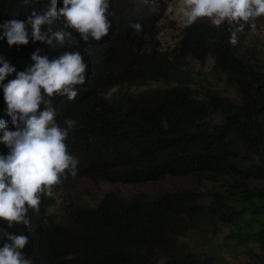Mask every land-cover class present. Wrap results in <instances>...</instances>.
Returning <instances> with one entry per match:
<instances>
[{
	"label": "trees",
	"instance_id": "trees-1",
	"mask_svg": "<svg viewBox=\"0 0 264 264\" xmlns=\"http://www.w3.org/2000/svg\"><path fill=\"white\" fill-rule=\"evenodd\" d=\"M172 2L157 0L159 12L152 13V0H110L112 28L99 42L85 43L73 32L65 44L51 47L33 42L30 27L27 46L0 39V59L18 72L33 63L37 49L50 58L79 51L88 65L74 100L53 99L61 127L76 121L66 143L78 158L77 175L62 179L51 196L41 195L39 211L29 209L28 225L10 228L0 221V246L10 233L26 235L24 254L33 264H219L179 240L226 229V238L253 264H264V51L242 52L229 43L227 23L217 28L201 19L185 25L174 49L163 50L158 24ZM48 7L50 0H0V37L8 21L26 22L33 10ZM133 23L142 30L130 28ZM51 27L63 30L60 22ZM208 60L238 101L195 83L190 63ZM6 110L0 87V120L15 131ZM8 151L0 144V154ZM87 177L121 185L190 178L194 185L156 196L112 191L94 207L65 205L64 222L49 215L58 187Z\"/></svg>",
	"mask_w": 264,
	"mask_h": 264
},
{
	"label": "clouds",
	"instance_id": "clouds-1",
	"mask_svg": "<svg viewBox=\"0 0 264 264\" xmlns=\"http://www.w3.org/2000/svg\"><path fill=\"white\" fill-rule=\"evenodd\" d=\"M25 4L29 0H23ZM50 0V7L42 13L33 10L27 21L13 19L2 25L3 37L8 45L27 46L28 28L33 42L51 47L63 45L78 33L85 42L101 41L109 35L114 15L110 0ZM147 2V0H146ZM157 0H152L149 11L158 13ZM182 18L186 25L200 19H208L219 28L227 23L231 28L229 43L236 45L238 33L245 27H256V20L264 17V0H181ZM54 22H60L63 30H53ZM48 26L42 32V26ZM139 32V23L129 25ZM32 64L17 71L0 59V87L7 105L9 123L0 120V144L8 148V154H0V221L11 228L15 224L28 225L29 209L39 211L41 195H52V188L67 179L76 177L78 158L69 152L66 141L74 129V119L65 120V127L57 123L58 112L53 104L57 96L74 100L78 86L86 83L88 65L79 51H65L50 58L37 49L31 56ZM15 74V78L8 80ZM7 80V83L5 81ZM29 244L26 235L10 233L0 246V264H33L25 256Z\"/></svg>",
	"mask_w": 264,
	"mask_h": 264
},
{
	"label": "rangeland",
	"instance_id": "rangeland-1",
	"mask_svg": "<svg viewBox=\"0 0 264 264\" xmlns=\"http://www.w3.org/2000/svg\"><path fill=\"white\" fill-rule=\"evenodd\" d=\"M201 20L211 23L208 19ZM185 25L182 18L181 0H173L172 4L166 9L165 17L158 24V27H160L158 40L163 50L170 51L176 47L183 37ZM237 44L242 52L246 49L264 51V17L258 18L256 27H249L246 38ZM190 64L197 85L211 86L232 100L238 101L235 90L227 87L224 77L213 72V60H208L203 64L192 61ZM217 120L220 121L219 118ZM193 185L190 178H169L157 183L121 185L101 184L94 178L87 177L74 183H64L59 186L54 194V205L48 209V213L54 219L64 222L63 207L65 205L76 204L94 207L101 198L112 191L122 197H130L139 193L156 196L192 188ZM205 234L203 231L190 232L179 241L181 244H188L196 253L214 255L219 264H253L243 248H239L234 242L226 238V229L216 235L207 236ZM250 247L257 251L256 245L251 244Z\"/></svg>",
	"mask_w": 264,
	"mask_h": 264
}]
</instances>
